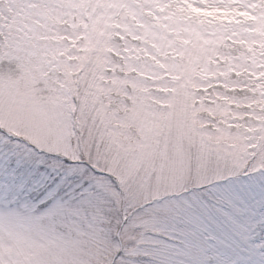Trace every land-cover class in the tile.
<instances>
[{"label":"clouds","instance_id":"clouds-1","mask_svg":"<svg viewBox=\"0 0 264 264\" xmlns=\"http://www.w3.org/2000/svg\"><path fill=\"white\" fill-rule=\"evenodd\" d=\"M0 137L116 178L57 264H264V0H29L0 21Z\"/></svg>","mask_w":264,"mask_h":264},{"label":"snow or ice","instance_id":"snow-or-ice-1","mask_svg":"<svg viewBox=\"0 0 264 264\" xmlns=\"http://www.w3.org/2000/svg\"><path fill=\"white\" fill-rule=\"evenodd\" d=\"M0 143L7 140L0 137ZM35 145L16 138L10 151L0 152V205L25 198V211L0 208V264H57L51 257L63 243V229H78L88 220L103 219V195L116 178L93 169L91 185L80 183L82 166L38 154ZM92 208L88 217L85 209ZM9 244L11 247H9Z\"/></svg>","mask_w":264,"mask_h":264},{"label":"rangeland","instance_id":"rangeland-1","mask_svg":"<svg viewBox=\"0 0 264 264\" xmlns=\"http://www.w3.org/2000/svg\"><path fill=\"white\" fill-rule=\"evenodd\" d=\"M13 3V8H12V12L11 15L9 16L8 14H0V21L4 20L5 16H8L9 19H13V18H20L25 14V11L28 7L29 4V0H12ZM252 192L250 191L248 193L249 197L252 196ZM247 229L246 225L240 224L238 225V231L241 232V234H244L245 231ZM225 243H232L231 240H229L228 238H225L224 240Z\"/></svg>","mask_w":264,"mask_h":264}]
</instances>
